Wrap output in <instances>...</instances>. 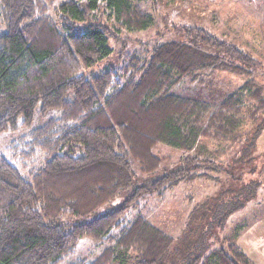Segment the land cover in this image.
Wrapping results in <instances>:
<instances>
[{
  "label": "trees",
  "instance_id": "16d2710c",
  "mask_svg": "<svg viewBox=\"0 0 264 264\" xmlns=\"http://www.w3.org/2000/svg\"><path fill=\"white\" fill-rule=\"evenodd\" d=\"M155 1L0 0V135L30 127L36 114L59 113L0 154V264H61L83 238L107 245L96 259L70 264H171L173 238L144 217L123 225L117 237L111 232L142 194L163 192L185 176L182 169L145 181L117 210L88 222L67 220L112 201L132 181L133 165L154 175L163 160L153 153L159 144L191 152L207 141L214 147L209 155L222 158L248 151L263 132L260 63L200 27H181L178 40L86 76L113 52L110 37L153 26L143 6ZM219 71L247 79L217 103L170 93L186 79L202 85ZM39 157L42 165L29 168ZM192 160V169L215 167L210 158ZM191 240L184 249L194 248ZM191 264L255 263L227 241Z\"/></svg>",
  "mask_w": 264,
  "mask_h": 264
},
{
  "label": "rangeland",
  "instance_id": "374dc122",
  "mask_svg": "<svg viewBox=\"0 0 264 264\" xmlns=\"http://www.w3.org/2000/svg\"><path fill=\"white\" fill-rule=\"evenodd\" d=\"M151 2H147L143 9L153 13V26L144 31H124L117 39L110 37L109 45L113 52L94 68L87 70L85 72L87 77L98 74L103 65H119L118 59L121 56L148 51L154 45L168 40H178L181 27H200L219 39L237 45L260 63L258 71L264 70V0H156L154 4ZM246 79L219 71L210 75L202 85L186 79L170 93L217 103ZM257 80L264 85V80L259 76ZM58 116L56 110H49L43 115L36 114L30 127H19L15 131L2 133L0 154L6 155V149L12 141ZM201 145L204 152L199 149ZM213 148L207 141H201L191 152L163 144L157 145L153 153L163 160L160 169L154 175H143L139 168L133 165L132 181L112 201L86 218L68 219L67 223L88 222L117 210L136 188L145 185V181L160 177L165 172L182 169L185 176L166 187L163 192L142 194L132 203L125 212L122 224L114 228L111 235L117 237L123 225L137 216H142L173 238L172 246L166 254V260H170L171 264H191L192 259L199 254L205 255L210 249L224 246L227 241L236 243L242 225H264V130L256 143L246 152L235 150L227 156L215 158L207 152ZM195 156L212 159L215 167L192 169L197 166L192 160ZM41 165L42 160L39 157L29 168L36 169ZM22 173L25 174V171ZM257 183H260L257 190L249 189L248 194L240 195L241 189L243 194L246 191L243 188ZM158 193L161 195L157 196ZM188 239L195 242L194 248L190 250L183 248ZM106 245L87 238L80 239L74 251L61 264H70L82 259L92 261L101 254Z\"/></svg>",
  "mask_w": 264,
  "mask_h": 264
},
{
  "label": "crops",
  "instance_id": "0c3cea01",
  "mask_svg": "<svg viewBox=\"0 0 264 264\" xmlns=\"http://www.w3.org/2000/svg\"><path fill=\"white\" fill-rule=\"evenodd\" d=\"M263 235L264 225L250 226L245 224L241 226L236 237V244L251 258L255 264H264Z\"/></svg>",
  "mask_w": 264,
  "mask_h": 264
}]
</instances>
